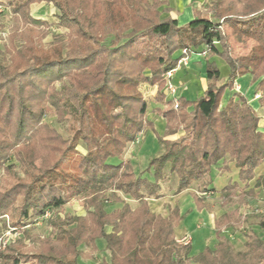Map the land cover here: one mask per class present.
Wrapping results in <instances>:
<instances>
[{
	"label": "trees",
	"instance_id": "obj_1",
	"mask_svg": "<svg viewBox=\"0 0 264 264\" xmlns=\"http://www.w3.org/2000/svg\"><path fill=\"white\" fill-rule=\"evenodd\" d=\"M40 2L52 4L58 25L67 29L65 39L57 36L46 48L39 42L48 32L46 22L30 13ZM166 2L0 0L14 21L0 57V218L7 216L3 225L21 232V238L0 248V264H78V247L99 238L110 259L97 264L264 263V237L251 231L235 251L220 234L243 223L237 208L214 219L213 247L191 254V243L175 237L179 209L173 217H161L147 201L163 195L167 177H173V192L179 193L204 181L227 158L237 178L219 189L223 204L264 191V173L255 177L264 163L259 114L240 91L222 101L236 80L250 73L259 106L264 105V0H242L239 12L210 0L213 18L198 8L184 23L162 16L170 11L161 8ZM226 27L255 41L247 55H232ZM193 52L220 57L227 76L220 82L218 64L205 57L206 85L199 96L178 97L177 109H152L166 121L164 132L156 134L163 149L149 158V177L136 174L121 154L147 127L153 129L138 86L155 85L153 100L162 102L166 73ZM47 115L67 120V136L44 119ZM117 191L138 205L131 208ZM109 197L121 206L107 211ZM192 197L202 209L201 199ZM76 198L85 213L59 216ZM46 212L50 233L41 237L28 225ZM256 224L264 231V215Z\"/></svg>",
	"mask_w": 264,
	"mask_h": 264
},
{
	"label": "rangeland",
	"instance_id": "obj_2",
	"mask_svg": "<svg viewBox=\"0 0 264 264\" xmlns=\"http://www.w3.org/2000/svg\"><path fill=\"white\" fill-rule=\"evenodd\" d=\"M166 1V4L161 6V8L168 7V0ZM209 1L210 0H199L197 2V5L196 3H190V5L193 9L201 8V12L203 15L213 18L211 13L207 9ZM221 1L223 7L231 9V11L233 12H239L240 7L242 6V0ZM171 3L174 4L173 0H171ZM178 4H183V0H178ZM30 13L33 17L42 19L46 22L45 28L48 32L46 36L39 41L42 46H44L45 48L48 47L56 40L57 36H60L63 39L66 38L65 34L67 32V29L58 25L57 10L53 7L52 4L45 2L33 3L30 6ZM167 14L168 13L163 12L162 16H165ZM13 23L14 21L10 10L4 5H0V57L1 52L9 43V36L13 28ZM39 27L42 28L44 27V25H41ZM224 30L228 36L233 56L245 54L247 55L251 47L255 44V41L253 39L245 36L238 37L231 27H226L224 28ZM106 41L108 42L109 38ZM179 54L180 51H178L176 55ZM193 54H197V58L208 57L211 60H215L220 70V82L224 81L228 73V66L224 62V60H222L218 56H210L208 52H193ZM189 58L190 56L181 58L179 64L174 69L178 72L173 71L172 76L170 77V80L175 87L176 98L180 96H184L187 99L196 98L203 92V89L206 85V81L204 79H201L204 73L202 66H198L196 64V61ZM191 60L193 61V64H195L194 66L191 65ZM241 77L246 78L240 79ZM241 77L236 80L235 89L227 91L222 101L224 102L225 98L231 95V93L235 90L244 93L259 114V128L263 130L264 105L259 106V94H257L255 88L256 83L251 80L250 73L244 74ZM165 87L166 81L162 89L165 93V98L162 103L160 102V106L163 107V109H168L170 107L174 108L172 104L174 98H172V95L165 90ZM138 88L142 92L144 98L147 100V112H149L154 103L157 102L153 100L156 86L141 83L139 84ZM44 119L50 122L61 135H63L64 137L67 136V120L59 122L53 115H47L44 117ZM154 125L155 126L153 127V129L149 128L147 130V132L145 133V137L144 132H142L139 135L138 141H132V143L129 144V147L131 148L127 147V145V148L125 147L126 155L130 159L135 173H143L142 175L147 177L150 176L149 172L145 171L146 167L148 166L149 158L159 154L163 149V146L157 141L156 137V134L160 135L159 128H161V123L155 121ZM181 133V130H179L177 135H180ZM168 137L173 138V136ZM188 140L189 138H186L184 141L187 142ZM78 148L81 151H84V146L81 142L79 143ZM111 161L115 162V160ZM214 169H216L215 172L216 174H218V177L214 178L215 183H212V179H210L211 176H207L204 181H197L190 185L188 188L183 189L180 194L176 195V193L173 192V177L169 176L162 184L163 195L158 199H147L150 210L157 216L173 217L175 207L179 209L180 218L178 224L174 229L175 231H177L176 233L174 232L175 237L179 242H183L181 241L183 239L181 235L182 233H185L183 235L184 241H189L191 243V254H196L198 253V251L200 252L205 247H213L216 241V238L214 237V219L224 211L228 212L235 208L238 209L240 218L244 219V221H242L243 223H241L237 227L224 228L220 233L222 236H226V238L232 244L233 249L235 251L242 249L244 247L243 243L246 239L245 235L251 231L257 233L261 237H264V231L261 230L256 224L257 217L264 215V191H260L259 193H257L258 195L254 198L250 196H246L244 198L235 197L232 201L223 204L219 189L224 186V180H235L237 178L236 174H234L236 173V169H234L233 162L228 158L225 162H222L220 166L215 167ZM220 170L221 172H219ZM1 173L2 170H0V174ZM255 173V177L264 173V163L256 168ZM248 185L252 187L254 185V180L251 179ZM239 186L242 187L243 183H240ZM117 193L121 198H123L130 204L131 208H135L138 205V202L131 197L118 191ZM192 193H195L196 196H198L204 203V207L202 209L197 208L195 202L193 201ZM104 206L107 211H110L116 209V207H120L121 203L114 202L112 198L109 197L108 201L104 203ZM84 213L85 211L82 207L81 198H76L70 200L58 214L62 217L66 214L82 215ZM4 220L7 222L8 217L3 216L2 218H0V248H3L7 243L11 241L21 238L20 231L13 230L12 227L3 225ZM28 228L32 233H35L41 237L48 236L50 233V227L47 225L45 217L37 219L34 224L28 225ZM180 229L183 232H179ZM106 230L109 231L110 228L107 227ZM24 243L28 244L26 240H24ZM78 248L80 250V255L77 257L78 264H97L102 259H105L107 261H109L110 259V251L105 248V242L101 238L96 239L94 245L81 244Z\"/></svg>",
	"mask_w": 264,
	"mask_h": 264
},
{
	"label": "crops",
	"instance_id": "obj_3",
	"mask_svg": "<svg viewBox=\"0 0 264 264\" xmlns=\"http://www.w3.org/2000/svg\"><path fill=\"white\" fill-rule=\"evenodd\" d=\"M194 1H196V2H194ZM183 0V4H178V0H173V2H174V4L173 3H171V0H168V7L170 8V11L168 12V14H170L173 18H175L177 21H178V23H184V22H186V21H188V20H190V19H192V15H193V8H192V6L190 5V3H193V4H195L196 3V5H197V2L199 1V0ZM199 3H201V2H199ZM198 3V4H199ZM189 59H192V60H194V61H196L197 63V65L198 66H202V68H203V70H204V73H203V77H201V79H204L205 81H206V75H205V57H198L197 58V54H191L190 55V58ZM191 60V65L192 66H194L195 64H193V61ZM174 71H176V72H178L177 70H174ZM176 74V73H175ZM243 78H246V77H241L240 79H243ZM247 80V79H246ZM206 84V83H205ZM192 99V98H191ZM162 103V102H161ZM161 103L160 102H156V103H154V105H153V107H151V109L149 110V112H147V115H146V117H147V119L148 120H150L151 122H152V125H153V127L155 126L154 124H155V121H158V122H160L161 123V128H159L160 129V131H159V133L160 134H162L163 132H164V130H165V118L163 117V116H160V115H158V114H156L155 112H153L152 111V109H154V108H156V107H159L160 109H163V107H161L160 105H161ZM149 129V127H147L143 132H144V137H145V133L147 132V130ZM262 131H264V129L262 130ZM130 143H132V142H129L128 144H127V147H129V144ZM126 147V148H127ZM126 148L124 149V151H123V153L121 154V159H123V160H129L130 161V159L127 157V155H126ZM129 148H131V147H129ZM127 157V158H126ZM111 160H115V161H118L119 159L118 158H113V159H111ZM132 160V159H131ZM131 162V161H130ZM215 168V167H214ZM234 169H236L235 167H234ZM214 170V171H213ZM212 171H211V173H210V176H211V178L210 179H212V183H215V177H218V174H216V169H213ZM219 172H221V170L219 171ZM218 172V173H219ZM212 174V175H211ZM234 174H236V173H234ZM220 177V176H219ZM230 178V177H229ZM228 180V179H227ZM227 180H224L225 181V183H223V185H225L226 183H227ZM181 193V191L179 192V193H176V195H178V194H180ZM116 208H118V207H116ZM175 229V228H174ZM182 230L180 229L179 230V232H181ZM174 232L176 233L177 231H175L174 230ZM183 232V231H182ZM185 233H182V240L181 241H184V237H183V235H184ZM177 239V238H176ZM178 240V239H177Z\"/></svg>",
	"mask_w": 264,
	"mask_h": 264
},
{
	"label": "built area",
	"instance_id": "obj_4",
	"mask_svg": "<svg viewBox=\"0 0 264 264\" xmlns=\"http://www.w3.org/2000/svg\"><path fill=\"white\" fill-rule=\"evenodd\" d=\"M175 69V68H174ZM174 69L173 70H171V71H168L167 73H166V87H165V90L167 91V92H169V94H171L172 95V98H174L173 99V107L174 108H177V106H178V101H177V98L175 97V87L173 86V84H172V82H171V80H170V77L172 76V72L174 71ZM138 138H139V136L138 137H136V139L134 140V141H138ZM50 216V213L49 212H46V214L44 215V217L45 218H47V217H49ZM183 242H187V241H183Z\"/></svg>",
	"mask_w": 264,
	"mask_h": 264
}]
</instances>
